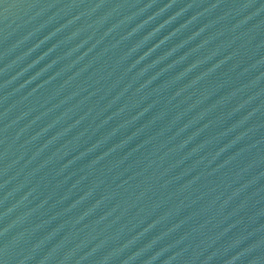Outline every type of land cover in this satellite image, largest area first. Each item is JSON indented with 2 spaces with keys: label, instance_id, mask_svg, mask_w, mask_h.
Listing matches in <instances>:
<instances>
[{
  "label": "water",
  "instance_id": "1",
  "mask_svg": "<svg viewBox=\"0 0 264 264\" xmlns=\"http://www.w3.org/2000/svg\"><path fill=\"white\" fill-rule=\"evenodd\" d=\"M0 264H264V0H0Z\"/></svg>",
  "mask_w": 264,
  "mask_h": 264
}]
</instances>
